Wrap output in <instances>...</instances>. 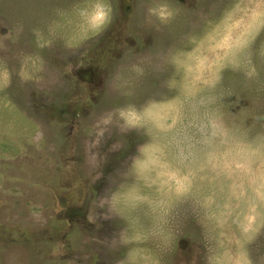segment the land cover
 <instances>
[{"label": "rangeland", "instance_id": "1", "mask_svg": "<svg viewBox=\"0 0 264 264\" xmlns=\"http://www.w3.org/2000/svg\"><path fill=\"white\" fill-rule=\"evenodd\" d=\"M0 264H264V0H0Z\"/></svg>", "mask_w": 264, "mask_h": 264}, {"label": "snow or ice", "instance_id": "2", "mask_svg": "<svg viewBox=\"0 0 264 264\" xmlns=\"http://www.w3.org/2000/svg\"><path fill=\"white\" fill-rule=\"evenodd\" d=\"M97 19H100V17L98 16Z\"/></svg>", "mask_w": 264, "mask_h": 264}, {"label": "clouds", "instance_id": "3", "mask_svg": "<svg viewBox=\"0 0 264 264\" xmlns=\"http://www.w3.org/2000/svg\"><path fill=\"white\" fill-rule=\"evenodd\" d=\"M103 14L101 13V16H102Z\"/></svg>", "mask_w": 264, "mask_h": 264}]
</instances>
